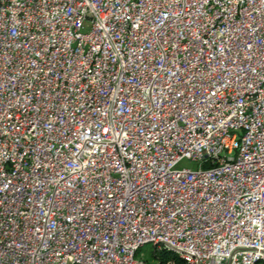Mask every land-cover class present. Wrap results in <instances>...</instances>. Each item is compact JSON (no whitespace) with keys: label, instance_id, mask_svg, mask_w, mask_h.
Wrapping results in <instances>:
<instances>
[{"label":"built area","instance_id":"obj_1","mask_svg":"<svg viewBox=\"0 0 264 264\" xmlns=\"http://www.w3.org/2000/svg\"><path fill=\"white\" fill-rule=\"evenodd\" d=\"M146 246L264 263V0H0V264Z\"/></svg>","mask_w":264,"mask_h":264},{"label":"trees","instance_id":"obj_2","mask_svg":"<svg viewBox=\"0 0 264 264\" xmlns=\"http://www.w3.org/2000/svg\"><path fill=\"white\" fill-rule=\"evenodd\" d=\"M152 249L153 250L151 251L150 256L155 262L154 264H188L185 260L181 259L171 251L163 249L160 250L156 247H152Z\"/></svg>","mask_w":264,"mask_h":264},{"label":"rangeland","instance_id":"obj_3","mask_svg":"<svg viewBox=\"0 0 264 264\" xmlns=\"http://www.w3.org/2000/svg\"><path fill=\"white\" fill-rule=\"evenodd\" d=\"M152 247L151 246H146L144 248L141 249L140 251V256L143 257L144 259H146L148 262H151V263H155L153 261V259L151 258L150 254H151V251H152ZM260 264H264V263H260Z\"/></svg>","mask_w":264,"mask_h":264}]
</instances>
